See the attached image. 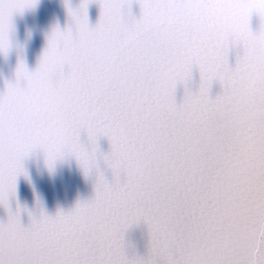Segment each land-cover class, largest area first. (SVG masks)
Masks as SVG:
<instances>
[{"label": "snow or ice", "instance_id": "1", "mask_svg": "<svg viewBox=\"0 0 264 264\" xmlns=\"http://www.w3.org/2000/svg\"><path fill=\"white\" fill-rule=\"evenodd\" d=\"M91 2L68 7L75 32L57 27L38 67L21 59L0 94V264H264V0H135L139 17L133 0H95V27ZM35 3L0 0V52ZM35 148L49 168L67 153L98 175L94 198L25 227L9 197ZM141 221L148 251L130 255Z\"/></svg>", "mask_w": 264, "mask_h": 264}, {"label": "water", "instance_id": "2", "mask_svg": "<svg viewBox=\"0 0 264 264\" xmlns=\"http://www.w3.org/2000/svg\"><path fill=\"white\" fill-rule=\"evenodd\" d=\"M81 0H36L32 7L13 15L14 31L10 34L11 47L5 55L0 52V94L6 91V82L16 83V69L19 61L24 60L30 71H34L48 46L49 37L58 27L66 30L69 27L75 32V21L69 15L68 7L77 9ZM88 20L90 27H95L100 19L101 8L99 3L88 4ZM140 5L133 0L132 14L140 16ZM260 18L253 14L251 27L254 31L260 27ZM242 54V47L230 49L229 63H235L236 57ZM200 75L193 69L192 80L189 86L195 91L199 86ZM25 81L20 80L24 86ZM222 91L219 82H214L210 94L215 97ZM185 94L183 84H178L175 92L177 104L181 103ZM81 141L88 143L87 135L81 133ZM100 148L104 152L110 150V142L106 137L99 140ZM27 175L21 173L17 177L15 196L9 197V205L13 212L20 208L21 223L27 227L33 217L39 218L43 210L49 216H55L59 211L67 213L75 207L78 201L94 198L95 183L98 173L93 169L85 174L82 166L74 155L65 154L58 158L49 168L42 149H33L22 161ZM100 170L111 181L113 173L103 161H100ZM123 174H121V180ZM29 213L32 215L30 216ZM8 213L0 205V222L7 223ZM126 250L131 255L134 252L146 255L148 251V228L142 221L134 225L125 235Z\"/></svg>", "mask_w": 264, "mask_h": 264}]
</instances>
